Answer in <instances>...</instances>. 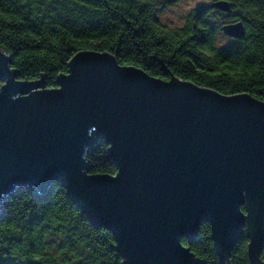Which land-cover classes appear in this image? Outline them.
Instances as JSON below:
<instances>
[{
  "label": "water",
  "instance_id": "95a60500",
  "mask_svg": "<svg viewBox=\"0 0 264 264\" xmlns=\"http://www.w3.org/2000/svg\"><path fill=\"white\" fill-rule=\"evenodd\" d=\"M222 31L239 38L245 28L231 21ZM67 65L46 88L17 79L0 49V208L19 186L39 195L61 182L95 225L112 231L121 264H203L181 242L203 222L220 264H231L243 231L250 264H263L264 100L161 79L105 51H78ZM99 138L113 174L87 170Z\"/></svg>",
  "mask_w": 264,
  "mask_h": 264
},
{
  "label": "trees",
  "instance_id": "16d2710c",
  "mask_svg": "<svg viewBox=\"0 0 264 264\" xmlns=\"http://www.w3.org/2000/svg\"><path fill=\"white\" fill-rule=\"evenodd\" d=\"M228 1V11L210 2L192 9L183 26L170 28L156 18L152 0H0V49L10 55L17 79H41L46 88L57 86L76 52L93 50L161 79L175 76L264 100V0ZM214 17L242 21L244 35H226L222 25L231 21L213 23ZM219 34L229 40L217 44ZM107 149L102 138L91 141L89 173L115 172ZM248 241L243 231L230 251L231 264H250ZM181 242L203 264H220L207 222L194 240ZM114 244L112 231L95 225L61 182L39 195L19 186L3 198L0 264H121ZM259 257L264 264V247Z\"/></svg>",
  "mask_w": 264,
  "mask_h": 264
},
{
  "label": "rangeland",
  "instance_id": "374dc122",
  "mask_svg": "<svg viewBox=\"0 0 264 264\" xmlns=\"http://www.w3.org/2000/svg\"><path fill=\"white\" fill-rule=\"evenodd\" d=\"M154 4V14L156 18L164 25L170 28L183 26L188 13L200 6L205 5L213 0H152ZM231 21L230 18L214 17L213 23H224ZM229 38L224 34L218 35L217 44L226 43ZM2 80L0 79V82ZM3 82V81H2Z\"/></svg>",
  "mask_w": 264,
  "mask_h": 264
},
{
  "label": "snow or ice",
  "instance_id": "6c2138e0",
  "mask_svg": "<svg viewBox=\"0 0 264 264\" xmlns=\"http://www.w3.org/2000/svg\"><path fill=\"white\" fill-rule=\"evenodd\" d=\"M245 215H247V213H245Z\"/></svg>",
  "mask_w": 264,
  "mask_h": 264
}]
</instances>
